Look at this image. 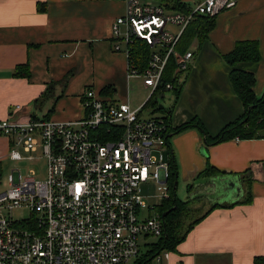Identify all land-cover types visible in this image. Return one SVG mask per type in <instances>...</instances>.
<instances>
[{"label":"crops","instance_id":"1","mask_svg":"<svg viewBox=\"0 0 264 264\" xmlns=\"http://www.w3.org/2000/svg\"><path fill=\"white\" fill-rule=\"evenodd\" d=\"M177 1L191 8L199 0ZM125 11L124 0H0V120L46 116L56 121L78 120L87 87L99 93L111 87V101L128 103L133 80L129 86L125 46L121 44L115 52L110 31L113 20ZM214 21L207 36L195 39L188 49L193 59L187 74L178 78L182 90L172 111V129L197 117L206 132L215 136L243 113L223 60L236 42H258L260 61L242 67L254 75V94L264 93V0H237L234 8L221 12ZM24 65L29 68L28 79L14 75L16 67ZM48 87L42 103H35ZM201 147L200 134L194 129L168 140L166 156L174 161L176 180L190 184L208 161L222 176L198 185L194 195L204 192L203 200L230 203L232 197L218 187L229 178L241 185L243 194L240 174L248 173L251 202L211 211L175 251H168L169 259L162 264H254L256 258L264 259V139L224 141L207 147V159L199 154ZM9 149V140L0 137V163L10 159ZM216 189L220 195L213 198L211 192L216 194ZM157 239L140 243L146 250L139 258L151 251Z\"/></svg>","mask_w":264,"mask_h":264},{"label":"built area","instance_id":"2","mask_svg":"<svg viewBox=\"0 0 264 264\" xmlns=\"http://www.w3.org/2000/svg\"><path fill=\"white\" fill-rule=\"evenodd\" d=\"M124 1L125 14L110 27L112 48L118 52L125 46L129 86L134 78H142L150 95L162 85L171 55L177 58L175 73L188 71L192 52L178 55L175 46L195 17H215L237 4L199 0L183 12L142 0ZM137 38L151 48L140 74L129 55V45ZM145 102L132 108L87 87L78 120H0V137L10 142L11 160L32 161L38 152L46 161L44 180H36L32 172L24 176L16 171L15 177L13 170L9 188L0 193V264H133L141 254L139 240L162 235L157 208L170 197L169 127ZM144 109L148 115H142ZM150 184L157 192L152 207L143 194ZM17 209L28 210L29 218L15 221L12 213ZM169 256L162 251L154 261L162 264Z\"/></svg>","mask_w":264,"mask_h":264},{"label":"trees","instance_id":"3","mask_svg":"<svg viewBox=\"0 0 264 264\" xmlns=\"http://www.w3.org/2000/svg\"><path fill=\"white\" fill-rule=\"evenodd\" d=\"M143 2H151L156 5H160L163 8L170 11H187L190 7L179 3L177 0H142ZM171 4V5H170ZM41 11L44 8L39 9ZM215 17L208 16H196L195 19L184 29L180 36L176 46L175 52L178 55L185 54L195 39L205 38L207 33L214 27ZM130 63L134 70L140 74L147 67L148 61L151 55V48L140 39H134L132 44L129 45ZM261 59L260 46L257 41H239L236 42L232 51L223 56V60L229 69V82L232 90L236 97L240 100L243 113L234 121L225 125L215 136H210L200 120L194 117L189 122H186L175 129L171 127V115L174 106L176 105L181 90L182 83H178V78L183 74L182 72L175 73L177 71V58L171 55L163 70L162 85L155 90L150 97L146 100L144 107L150 109L153 113L160 114L168 123L169 136H173L183 133L187 130L194 129L200 134L203 147L205 151L207 147L222 143L224 141L239 139V140H250V139H264V93L257 97L254 94L253 87L255 85V78L252 72L243 69V65L256 64ZM189 71V70H188ZM187 71V72H188ZM186 72V74H187ZM185 74V75H186ZM17 77H23L28 79L30 76L29 68L24 66H17L14 72ZM165 84H171L175 96V101L172 108H164L157 104V96H160L166 91L164 89ZM112 88H104L100 94L111 97ZM49 93V87L47 88L44 96L41 100H37L35 103L40 105L43 99L46 98ZM41 101V103H40ZM51 112V111H50ZM48 116L43 119H48ZM168 137V140L170 139ZM207 152V151H206ZM207 159V155L205 156ZM221 173L214 169L210 164L206 163L204 171H202L192 184L186 186L187 200L182 201L177 196H173V185L176 181V171L174 161L170 160V197L164 200L157 208L160 215L167 212L163 218V232L162 235L157 239V242L153 244L151 251L147 252L141 258H138L139 264H150V261L163 250L175 251L176 246L180 244L190 229L205 218L211 211L217 208H227L236 204H249L251 202L250 184L251 179L248 173L240 174L242 178L243 194L242 199H238L232 203H218L208 200L209 208L196 219L187 222L192 211L190 209L191 203L201 202V194L194 195L195 188L199 184L207 183L210 179L220 176ZM222 176V175H221ZM206 199V198H205ZM175 206L174 210H171ZM263 258H256L254 264H259L263 261Z\"/></svg>","mask_w":264,"mask_h":264},{"label":"rangeland","instance_id":"4","mask_svg":"<svg viewBox=\"0 0 264 264\" xmlns=\"http://www.w3.org/2000/svg\"><path fill=\"white\" fill-rule=\"evenodd\" d=\"M171 1V0H170ZM171 5V4H170ZM167 29L170 30L171 32H176L177 27L175 26H167ZM142 78H134L131 84V89H130V94H129V105L132 108H137L138 106L142 105L147 98L150 95V90L143 89L142 88ZM129 87V88H130ZM162 96H157V102L158 104H161L164 107H169L173 105V100H174V93L173 91H165L164 93L161 94ZM150 110V109H149ZM151 112V110H150ZM149 112L148 110L144 109L142 112V115H148ZM38 115V114H37ZM41 116V115H38ZM203 146V143H202ZM200 154V152H199ZM25 156V154H23ZM33 157L37 158L32 161H12L10 159H5L0 163V193L6 191L9 186H8V176L11 174L13 170L14 171V176H17L16 171H20L22 175H27V173L32 172L33 175L35 176L36 180H44L46 177V161L45 159L41 158L40 153H34ZM205 158V157H204ZM229 179V178H228ZM194 181H192L190 184H192ZM186 186L187 184L183 181L182 178L177 179V186H176V196L182 201L187 200L188 196L186 193ZM208 192L211 191V189H206ZM205 190V192H206ZM223 192V191H222ZM216 194L211 192V196L213 198H216L218 194H220V190L216 189ZM143 194L148 196L146 200V204L150 207L154 206L157 204V200L154 198V195L157 194L156 192V187L153 184H150L149 186H146L143 188ZM201 197L204 198L206 197V194L204 192L200 193ZM209 208V202L208 200H203L201 202H196V203H191L190 204V209L192 211L189 219L187 222L192 221L193 219H196L199 217L201 214H203L207 209ZM147 214V213H146ZM12 216L15 221L21 222L23 220H26L29 218V211L26 209H17L14 210L12 213ZM155 240L154 237H150L147 241L148 243L153 242ZM139 243H141V240H139ZM146 247L140 246V253L145 252ZM151 264H156L154 260H152Z\"/></svg>","mask_w":264,"mask_h":264},{"label":"water","instance_id":"5","mask_svg":"<svg viewBox=\"0 0 264 264\" xmlns=\"http://www.w3.org/2000/svg\"><path fill=\"white\" fill-rule=\"evenodd\" d=\"M170 137L171 136H169V138ZM199 152L202 156L207 155L204 147H201ZM210 180H212V179H210ZM199 185H203V184H199ZM176 186H177V180L174 182V185H173V196H174V198L176 197V193H175ZM240 186L241 185H239V183L236 180L225 179L224 182H222L218 188L220 190H222V188L224 187V189L228 193V198L232 197L230 200L231 201L230 203H232V202H235L236 200H238L242 196V190H241ZM174 209H175V206H173V208L171 210H174ZM166 213L167 212L162 214V219L164 218Z\"/></svg>","mask_w":264,"mask_h":264},{"label":"flooded vegetation","instance_id":"6","mask_svg":"<svg viewBox=\"0 0 264 264\" xmlns=\"http://www.w3.org/2000/svg\"><path fill=\"white\" fill-rule=\"evenodd\" d=\"M224 193V192H223ZM223 193H221V194H223ZM220 195V194H219Z\"/></svg>","mask_w":264,"mask_h":264}]
</instances>
